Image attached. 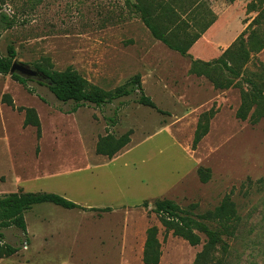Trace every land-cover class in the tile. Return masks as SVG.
Listing matches in <instances>:
<instances>
[{"label": "rangeland", "instance_id": "rangeland-1", "mask_svg": "<svg viewBox=\"0 0 264 264\" xmlns=\"http://www.w3.org/2000/svg\"><path fill=\"white\" fill-rule=\"evenodd\" d=\"M159 1L179 15L165 27L213 20L186 56L153 38L135 0H0L1 57L13 49L29 68H70L103 92L139 76L155 105L131 96L69 114L72 105L37 81L0 75V197L49 193L85 209L31 208L28 244L2 231L22 246L0 264H145L150 232L158 264H264V0ZM27 110L38 133L24 126ZM200 122L207 134L193 146ZM124 135L129 144L111 160L96 153L102 139ZM154 201L192 219L230 206L204 222L216 244L196 232L200 244L190 247L163 227Z\"/></svg>", "mask_w": 264, "mask_h": 264}, {"label": "trees", "instance_id": "trees-1", "mask_svg": "<svg viewBox=\"0 0 264 264\" xmlns=\"http://www.w3.org/2000/svg\"><path fill=\"white\" fill-rule=\"evenodd\" d=\"M135 1L136 7L141 14L142 23L153 38L166 46L169 50L181 56L187 55L191 47L213 23L212 20L211 22H205L203 24L196 23L189 26L187 22V25L182 27H165L163 23L172 25L175 21H178V11L171 6V2H167V4L164 2L163 4H158L161 3L159 0ZM4 20H6L5 17ZM11 27L12 24L7 21L6 29H10ZM190 28L193 29V32L189 31ZM14 59L15 52L13 49L8 50V56L6 58L0 56V75H9ZM223 65L226 71L234 73L225 63H223ZM34 70L45 79L37 81L39 85L45 86L59 103L72 105L69 114L75 113L84 106H92L100 109L113 104L115 101L131 96L136 97L134 99L136 104L145 108L155 109L154 103L144 94L141 88L139 76H135L128 83L118 87L112 92H103L91 87L76 71L70 68L63 72H56L46 67L35 65ZM11 77L20 85H25L29 81L17 75ZM259 97L264 99L262 95H259ZM7 100L6 98V103L8 106H11V101ZM115 115L116 113H114L113 118L108 119L109 125L112 127L115 126ZM24 126L35 128L37 133L39 132V121L33 111H25ZM206 134L207 126L200 122L194 134L193 146L197 145ZM128 144V135H124L117 140L106 137L97 144L96 153L111 160ZM39 205H52L66 211H85L84 208L56 194L19 192L0 197V260L16 255L23 244H28L29 241L27 238L24 214L31 208ZM152 206L154 214L161 218L162 225L165 229L171 230L174 237L184 240L190 247H196L200 244V237L196 232L206 235L210 246L216 244L215 235L210 232L204 222H211L214 219L221 220L217 215L227 211L230 205L223 203L217 208L215 213L200 215L195 217V219H192L189 213L181 210L172 202L154 201ZM141 207L147 208L148 204L144 203ZM87 211L102 214L111 212L108 208L103 210L90 209ZM9 229H15L21 233L23 237V241H21V243L23 242L22 245L17 247L6 242L2 231ZM154 236L155 233L150 232L147 239L143 254V261L145 264H158L159 261L160 252Z\"/></svg>", "mask_w": 264, "mask_h": 264}, {"label": "water", "instance_id": "water-1", "mask_svg": "<svg viewBox=\"0 0 264 264\" xmlns=\"http://www.w3.org/2000/svg\"><path fill=\"white\" fill-rule=\"evenodd\" d=\"M17 75L26 80H45L44 77L32 68L14 62L11 65L9 76Z\"/></svg>", "mask_w": 264, "mask_h": 264}, {"label": "crops", "instance_id": "crops-1", "mask_svg": "<svg viewBox=\"0 0 264 264\" xmlns=\"http://www.w3.org/2000/svg\"><path fill=\"white\" fill-rule=\"evenodd\" d=\"M202 36H203V35H202ZM200 39H201V38H200ZM200 39H199V40H200ZM199 40H198V41H199ZM198 41H197V42H198ZM197 42H196V43H197ZM196 43H195V44H196ZM195 44H194V45H195ZM194 45H193V46H194Z\"/></svg>", "mask_w": 264, "mask_h": 264}]
</instances>
